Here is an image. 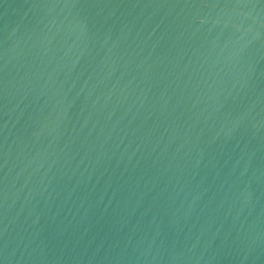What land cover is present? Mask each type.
Instances as JSON below:
<instances>
[{"label":"water","instance_id":"95a60500","mask_svg":"<svg viewBox=\"0 0 264 264\" xmlns=\"http://www.w3.org/2000/svg\"><path fill=\"white\" fill-rule=\"evenodd\" d=\"M0 264H264V0H0Z\"/></svg>","mask_w":264,"mask_h":264}]
</instances>
